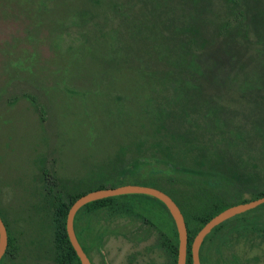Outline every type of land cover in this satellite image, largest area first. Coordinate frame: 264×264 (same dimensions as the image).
Segmentation results:
<instances>
[{"label": "rangeland", "instance_id": "374dc122", "mask_svg": "<svg viewBox=\"0 0 264 264\" xmlns=\"http://www.w3.org/2000/svg\"><path fill=\"white\" fill-rule=\"evenodd\" d=\"M259 1L256 18L240 23L223 0H0V208L20 247L4 264H50L43 170L86 178L175 135L264 179ZM228 20L231 33L203 40ZM147 215L95 217L85 239L93 264H168L159 218ZM234 251L264 264L257 235Z\"/></svg>", "mask_w": 264, "mask_h": 264}, {"label": "trees", "instance_id": "16d2710c", "mask_svg": "<svg viewBox=\"0 0 264 264\" xmlns=\"http://www.w3.org/2000/svg\"><path fill=\"white\" fill-rule=\"evenodd\" d=\"M243 1L223 0L225 7L237 20L240 19V23L244 18H256L251 13L259 8L260 2L246 0L244 8L241 4ZM231 26L232 23L228 20L223 25L216 26L220 28L211 36L203 37V40L215 41L225 33H231L234 28ZM185 141H190V138L171 135L168 140L152 143L132 161L127 162L120 157L119 162H112L109 169H101L99 173L86 178L55 177L43 170V176L47 181L45 187L47 198L51 201V223L54 229V239L49 251L53 264H82L67 232V216L70 207L78 198L96 189L140 184L157 187L168 193L179 205L187 224L189 234L187 264H193L192 243L195 236L214 216L230 206L264 197V179L254 166L250 168L246 166L244 171L245 166L238 161L216 159L208 154L204 146L194 144L192 141L186 145ZM96 179L99 182L94 185L92 182ZM227 185L233 186V195L225 188ZM245 188L250 196L241 198L240 194ZM121 198L125 199L124 202L118 203L117 199ZM149 212L159 218L160 224H151L160 230L158 246L167 252L170 259L168 264H178L179 234L174 218L165 203L150 195L125 194L90 202L78 211L75 217V230L80 242L84 243L92 230L93 219L100 213L107 216L127 214L151 222L147 215ZM0 215L8 226L9 235L6 255L0 262L3 264L7 257L17 258L20 247L1 208ZM228 221L216 226L207 235L206 242L208 243L212 235ZM249 234L257 235L264 240V204L246 212V236ZM97 237L100 249L102 233ZM205 259H208L206 255Z\"/></svg>", "mask_w": 264, "mask_h": 264}, {"label": "water", "instance_id": "95a60500", "mask_svg": "<svg viewBox=\"0 0 264 264\" xmlns=\"http://www.w3.org/2000/svg\"><path fill=\"white\" fill-rule=\"evenodd\" d=\"M125 194H146L158 198L168 207L172 217L177 226L178 234H179V256H178V264H187L188 258V243H189V234L188 228L185 221L184 214L182 213L179 205L176 201L165 191L147 185L140 184H125L117 187H108L104 189H96L90 191L89 193L78 198L73 205L70 207L67 216V232L70 238V241L75 248L82 264H93L90 256L84 251L76 230H75V217L78 211L87 205L90 202L100 200L103 198L125 195ZM264 204V197L251 200L245 203H239L233 206H230L214 216L206 225L198 232L195 236L192 243V256H193V264H202L200 249L201 245L204 242V239L208 234L212 232V230L227 221L228 219L243 213L249 210H252L260 205ZM9 235L7 227L0 215V262L2 260L3 255L6 252Z\"/></svg>", "mask_w": 264, "mask_h": 264}, {"label": "flooded vegetation", "instance_id": "af4514ba", "mask_svg": "<svg viewBox=\"0 0 264 264\" xmlns=\"http://www.w3.org/2000/svg\"><path fill=\"white\" fill-rule=\"evenodd\" d=\"M6 227L8 230L7 225ZM242 238L245 239L246 241V218H242L240 221H234L233 223L231 222L230 224L222 226L219 230H217L216 233L212 235L208 243L206 242V238L204 239V242L202 243L201 249H200V256H202L201 257L202 264H206L207 259H205V255L209 252V250L213 251L211 264H246V254L242 258L238 253H236V251H234L237 243ZM81 245L84 251L89 255L88 253L89 246H87L85 242L81 243ZM226 249L227 251H229V255L224 256L223 252ZM5 255H6V252L3 255V257ZM47 259L50 262V264L54 263V261L50 257V253Z\"/></svg>", "mask_w": 264, "mask_h": 264}]
</instances>
